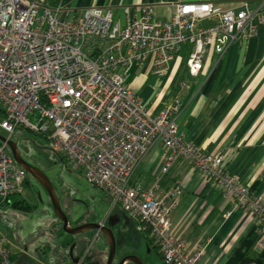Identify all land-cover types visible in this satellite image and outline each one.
Instances as JSON below:
<instances>
[{
	"label": "built area",
	"instance_id": "obj_1",
	"mask_svg": "<svg viewBox=\"0 0 264 264\" xmlns=\"http://www.w3.org/2000/svg\"><path fill=\"white\" fill-rule=\"evenodd\" d=\"M123 10L122 23L111 8L98 5L69 16V10L49 7L44 0H0V128L11 136L23 126L47 138L51 150L81 168L113 206L149 228L166 264H199L203 248L192 250L173 230L172 214L184 193L181 183L165 192L158 184L132 183L149 149L160 144L167 151L163 173L177 158L186 159L201 181L223 189L263 222L264 199L224 168L222 155L204 153L179 133V100L151 114L127 81L147 63L155 75H165L184 43L194 46L187 66L197 75L209 49L223 54L230 44L254 36L264 26V8L178 2L165 21L156 19L148 4ZM8 149L0 140V205L23 194L27 180V171ZM259 246L264 249V230ZM0 264H12L2 236Z\"/></svg>",
	"mask_w": 264,
	"mask_h": 264
},
{
	"label": "crops",
	"instance_id": "obj_2",
	"mask_svg": "<svg viewBox=\"0 0 264 264\" xmlns=\"http://www.w3.org/2000/svg\"><path fill=\"white\" fill-rule=\"evenodd\" d=\"M178 2H212L223 9L264 8V0H57L51 7L60 5L69 10V16H78L89 5L108 7L123 23L125 5L148 4L154 17L165 21L171 19ZM193 47L191 43L182 44L163 76L155 75L150 63L134 70L128 86L144 99L151 114H158L165 103L179 100L181 109L176 114L179 133L204 153L222 155L227 171L243 180L252 194L264 195V26L260 25L254 36L230 44L223 54L209 49L204 67L197 75H192L187 66ZM166 157L162 145L152 146L142 157L133 184L145 188L158 184L160 191L165 192L177 181L181 183L184 193L172 214L173 230L192 250L195 245L203 248L199 264H237L245 256L264 259V251L259 253L256 248L262 226L258 217L235 203L223 189L212 187L206 179L201 181L199 171L186 159L177 158L168 173H163ZM115 208L131 218L116 205L110 216L98 223L106 225L109 220L110 225L117 223L120 211ZM145 236L152 250L150 239ZM85 241L75 238L64 242L66 254L59 260L56 256L53 263L94 262L84 260L88 253ZM9 251L14 264L16 255L10 248Z\"/></svg>",
	"mask_w": 264,
	"mask_h": 264
},
{
	"label": "rangeland",
	"instance_id": "obj_3",
	"mask_svg": "<svg viewBox=\"0 0 264 264\" xmlns=\"http://www.w3.org/2000/svg\"><path fill=\"white\" fill-rule=\"evenodd\" d=\"M0 134L15 141L23 159L41 169L50 179L72 226L95 224L110 216L116 206H113L108 193L88 182L81 168L73 167L65 158L52 151L47 138L36 135L23 126L18 127L11 136L0 128ZM8 150L12 154L10 148ZM135 178L133 176L132 182ZM27 179L29 184H25L20 197L34 206L32 210L15 208L10 203L0 205V234L7 241L12 254L16 255L14 264H54L52 260L56 256L59 260L66 254L64 242L75 238H85L88 253L94 260L91 264H107L109 243L105 234L97 229L77 234L64 232L48 193L28 172ZM253 194L264 199V195ZM234 201L237 203L235 199ZM115 209L120 211L119 208ZM118 214L117 223H106L116 237L113 264H118L127 255H136L145 264H166L154 247L152 250L148 248L145 233L138 222L121 211ZM257 219L262 226L259 228L256 248L262 253L264 249L260 248L259 240L264 222L262 216ZM67 261L71 262L70 259Z\"/></svg>",
	"mask_w": 264,
	"mask_h": 264
},
{
	"label": "water",
	"instance_id": "obj_4",
	"mask_svg": "<svg viewBox=\"0 0 264 264\" xmlns=\"http://www.w3.org/2000/svg\"><path fill=\"white\" fill-rule=\"evenodd\" d=\"M0 140L7 143L15 161L28 173H30L48 193L55 214L59 218L60 223L63 225V231L69 234H77L91 229H97L98 232H103L109 243V256L107 264H113L116 254V237L112 228L107 225H102L100 223L85 224L76 227L72 226L69 222L68 215L64 212L62 208L61 200L58 196V193L56 192L54 186L52 185V182L46 176V174L38 167L31 165L23 159L18 144L15 141H11L10 139L2 136L1 134ZM118 264H145V262L136 255H127L122 258Z\"/></svg>",
	"mask_w": 264,
	"mask_h": 264
},
{
	"label": "trees",
	"instance_id": "obj_5",
	"mask_svg": "<svg viewBox=\"0 0 264 264\" xmlns=\"http://www.w3.org/2000/svg\"><path fill=\"white\" fill-rule=\"evenodd\" d=\"M56 2H57V0H47V1L45 0L44 1V5H47V6L50 5L49 7H51L52 5L53 6L56 5ZM3 115H4L3 110L0 107V118ZM25 184H27V185L29 184L28 179L25 181ZM20 196L21 195H14V196L9 198L11 206L15 207V208L23 209V210H32L33 205L31 203L27 202L26 199L21 198ZM8 201L5 202V203H8ZM144 231H145L144 233L150 239L149 240L150 245L152 244V247H154L157 250V252H158L157 246L155 244V239L151 236V232L149 231V228H145L144 227ZM158 254H160V253L158 252ZM90 259H92V257L89 255V253H87L85 255L84 260H88L89 261ZM236 262H237V264H264V259H262V260L259 259L258 260V259H255V258H251V257L245 256L243 258L238 259Z\"/></svg>",
	"mask_w": 264,
	"mask_h": 264
},
{
	"label": "flooded vegetation",
	"instance_id": "obj_6",
	"mask_svg": "<svg viewBox=\"0 0 264 264\" xmlns=\"http://www.w3.org/2000/svg\"><path fill=\"white\" fill-rule=\"evenodd\" d=\"M110 222H111V220L108 221V223H110ZM111 223H112V222H111ZM147 246H148V245H147Z\"/></svg>",
	"mask_w": 264,
	"mask_h": 264
},
{
	"label": "bare ground",
	"instance_id": "obj_7",
	"mask_svg": "<svg viewBox=\"0 0 264 264\" xmlns=\"http://www.w3.org/2000/svg\"><path fill=\"white\" fill-rule=\"evenodd\" d=\"M133 183V182H132Z\"/></svg>",
	"mask_w": 264,
	"mask_h": 264
}]
</instances>
